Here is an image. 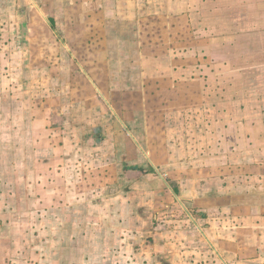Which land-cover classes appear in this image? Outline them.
Instances as JSON below:
<instances>
[{
	"label": "crops",
	"instance_id": "1",
	"mask_svg": "<svg viewBox=\"0 0 264 264\" xmlns=\"http://www.w3.org/2000/svg\"><path fill=\"white\" fill-rule=\"evenodd\" d=\"M14 1L22 2L16 14L23 20L25 16L30 18L19 26L20 45L27 51V63L29 60L31 63L34 55L38 56L37 60L48 56L46 68L35 67L30 71L37 77L45 71L47 81H61L63 85L77 82L72 89L67 85L68 89L62 91L48 89L47 98H61L62 107H52L46 120H41L38 114L34 121H31L33 118L27 120L32 132L40 123H46L54 135L62 133L64 146L75 144L80 151L76 159L64 152L56 159L55 156L47 158L51 166L55 161L58 169L61 166L63 171L58 170L57 175L63 180L60 185L53 180L46 181L42 187L47 188V200H41L40 205H46L48 197H55L58 192L64 205L65 197H71L82 184L87 191L83 190L80 198L104 201L108 204L106 207L110 206L95 220L98 232H92L88 238H78L73 246L56 254L61 256L60 264L89 261L92 264H264V156L258 160V185L248 187L251 190L243 187L240 193H227L222 190L223 185L205 187L204 178L220 179L225 175L226 159L198 149L197 125L181 122V129L190 130L186 136L176 131V123L173 128L174 122L169 120L167 111L151 109V99L156 101L161 91L166 90L159 87L160 82L168 86L166 82L173 79L160 72L150 73V66L157 62V48L153 51L154 47H149L148 52V38H145L148 33L152 39L154 30L168 31L176 33V42L181 41L185 33L192 49L200 38H206L204 47L194 52L196 57L192 53L187 63L190 74L180 79L189 82L190 88L194 87L190 97L195 98L191 107L196 112L198 97L205 94L209 97L213 93L209 91V83L205 87L204 81H215L218 74L222 78L233 73L238 76L244 64L247 68L255 67L258 96H264V82L260 83L264 79V45L259 51L254 47L258 33H264V0H174V19L171 20V9L166 7L159 28L144 18L149 12L141 8L142 0H48L47 21L43 20L40 0H28L29 4L26 0ZM97 1L102 2L103 9L98 7ZM251 16L258 17L259 31L253 43L242 42V46L233 48L237 49L233 54L237 62L232 61L231 56L228 59L223 56L222 65L213 60L211 50L215 46L232 47L229 39L214 42L220 32L244 33L247 27L243 21L250 20ZM42 33H46L45 37L40 36ZM175 42L174 47L180 48L182 41ZM162 43L158 47L164 51L170 47ZM39 45L48 53L38 50ZM204 50L206 55L198 56L199 51ZM165 62L168 66L169 60ZM202 64L206 70L200 72ZM53 65L61 67L56 70ZM215 66H221L222 71H216ZM8 82L6 74L0 73L1 135L7 134V128L10 132L14 129V135L10 133L14 137L12 142L0 137V264L16 263L17 257H21L19 264H29L25 260L29 256L23 259L22 252L16 249L7 252L3 247V242L7 243L3 213L11 207L6 201H15L24 187L25 197L20 198L28 197V205L39 206L38 154H24L22 158L25 144L17 141L16 136L18 126L19 137L23 138L22 123L12 120L22 116V110L9 100L12 96L7 90ZM200 82L205 88H199ZM169 89L172 96L184 95L178 93L176 87ZM182 93L186 92L182 90ZM7 102L10 103L5 108ZM254 119H258V123ZM248 121L263 129L264 109L259 106L258 118L251 117ZM169 129L175 130L173 135ZM263 138L264 133L262 137L258 135V140H263L258 144H264ZM85 178H90L89 186H85ZM75 181L78 186L74 185ZM168 184L176 189L175 193ZM93 194L96 196L90 198ZM183 201L194 205L185 210ZM176 205L186 214L180 221L167 217L176 212L172 207ZM119 209H125V214ZM154 220L159 222L160 228L154 226ZM172 223L178 230L168 232ZM91 253L93 257L83 262Z\"/></svg>",
	"mask_w": 264,
	"mask_h": 264
},
{
	"label": "rangeland",
	"instance_id": "2",
	"mask_svg": "<svg viewBox=\"0 0 264 264\" xmlns=\"http://www.w3.org/2000/svg\"><path fill=\"white\" fill-rule=\"evenodd\" d=\"M26 1L27 4L31 2L28 0ZM101 1H97L96 3L98 7L103 9ZM49 2L50 1L48 0H40V3L42 4L41 11L45 15L41 16L45 21H47L50 16V13L47 10L48 7H46ZM21 3L22 2L20 1L16 3L14 0L0 1V73H5L7 80L9 81V87H7V90L12 96L9 100H12V103H14L16 107H21L22 110V116L12 118L13 121L22 123L20 132L22 133L23 138L20 139L19 137L20 129H18V126L16 129L17 141L21 140L23 146L25 144L23 148L24 151H22V158L24 157V154L28 155L34 152L38 154L37 159H39L40 163L38 171L39 184L36 189H38L37 196L41 208L36 205H28L26 201L28 197L25 198V200L20 198L25 197L24 187H22V190L17 193V199H15V201L13 200L11 203L8 200L6 201L11 207L5 209L3 213V222L6 223L7 228V230H5L7 232V240H5L7 243L3 242V247L7 252L11 249H16L19 253L22 252L23 259L26 256H29L25 259L29 264H60L61 256L58 257L56 254L60 255L65 248H70V245L73 246L74 242H78V238H88L92 232H98L95 220L99 218V215H104L103 211L107 212L110 206L106 207L105 205L108 204L104 203V201L93 202L90 200H83V196L80 198V195L83 194V190L87 191L82 184L81 188L76 187L77 191L75 188V192L71 197H65L64 205L62 201L63 197H61L60 192L56 193L55 197L53 195H51V198L48 197L49 202L46 203V205H42L43 203L40 205L41 200H47V188L42 187L46 184V181L53 180L54 183L60 185L63 180L57 175L58 170L59 172L63 171L61 166L60 169H58L59 166L57 161H55L54 166H51V161L46 162V160H48L47 158L55 156L56 159L59 155H62V152H64L69 153L73 156V159H76L80 154V151L75 147V144H73L72 147H70L69 144H66L67 147L64 146L62 133H58L57 136L54 135L49 126H46V123H40L41 125L39 124L38 129L34 127L35 131L32 132L30 122H28V124L27 120L30 121L31 118H33L31 121H34L36 114L39 115L40 119L43 118L46 120L47 117H49L50 109L52 107L54 109L62 107L61 98H47L48 94L46 91H48V89L53 88L54 90L62 91L68 89L66 85L72 89L76 87L77 82L70 81V84L68 82V84L65 83V85H63L61 84V81H47L45 71L44 73H39V77H37L36 73L30 71V69L35 67L46 68V64H48V56H45L41 60H37L38 56L34 55L31 63L30 60L27 63V51L24 48L25 46L21 47L20 45L21 34L19 32V26L22 25V22H25V19L29 22L30 18L25 16L23 20L22 16L16 14L15 11H19L18 9L21 8ZM23 4L26 3L23 2ZM166 7L171 9V20H173L175 7L174 0L141 1V8L149 12L144 14V18L147 22L151 21V23L157 28H159L160 21L163 20V17L161 16L166 13L163 12ZM34 18L35 17H33L32 21H34ZM237 19H240V21L244 20V18ZM257 19L258 17L255 18L254 16H251L250 20L246 19V21H243V24L247 27V31H244V33L227 32L224 34L223 32H220V36L216 38L214 42L222 38H224V40L229 39L228 42H230L232 47L227 45L228 49H223L215 46L211 50L213 60L215 59L220 65H222L221 61L224 59L223 56L227 59L231 56L232 61L236 63L237 57L234 58L233 54L234 51L237 52V49L233 50V48H239V45L242 46L246 42L247 44L249 42H254L257 32L259 31V23L257 24ZM262 20L264 24V16H262ZM217 22L218 21H215L220 29H222L220 23ZM58 28L60 29L61 25L58 26ZM262 30L264 32V28ZM152 34V39H149L148 33L145 35V38H148V40H146L148 46L147 51L149 52V47H154L153 51L157 48V62L150 66V73L160 72L164 76H170L173 80L166 82V84H169L168 86L165 85L164 82H160L161 84L159 87L166 88V90L161 91L159 94L160 96H157L156 101L155 98L151 99V102L149 103L151 109L154 107L156 110L160 109L164 112L167 111V114L171 118L169 120L174 122L172 124L173 128L175 129L176 123V131L178 130L179 133H184L186 136H189L190 130L181 129L182 123H190L192 126L197 125L198 128H196L195 132L197 135L198 149L209 155H218L226 159L223 163L225 175L221 176L222 178L220 179L215 177H213V179H211V177L204 178L205 187L210 184L223 185L222 190H224V192L240 193L243 187H247L248 190V187L258 185V160L261 156H264V144H258V141L263 142V140H258V135L260 137L263 136L264 128L260 129L258 126L254 127L256 124L248 121L251 117L258 118L259 106L264 109V96H258L259 81L256 79L258 78V72L254 71L255 67L250 66L247 68L244 64V69H242L243 72L238 76L236 73H233L222 78V76L218 74L217 80L204 81L205 87L206 84L209 83V91L213 93L209 97H207L206 94L198 97V100L196 101L198 110L196 112L191 107V103H194L195 98L190 97L191 89L194 87L192 86L190 88L189 82L181 81L180 79L185 78L190 74V65H187V63L190 61L194 52L201 50L204 47L206 38H200V42L195 44V48L192 49L188 34L184 33L182 34V45L180 48L176 49L174 47L175 44L173 45V42H175V32L170 33L168 31H161L160 33L154 30ZM45 35L46 33L40 34V36L43 37H45ZM186 39H188V42H185ZM257 39L258 43H256L254 47L259 51L264 45V33H258ZM181 41H176L175 43ZM162 42H166V44L170 46L169 48H166L165 51L158 47L163 45ZM36 48L43 53H48L42 45H39V47ZM249 52L250 50L247 49V53ZM203 55H206L205 50L204 52L199 51L198 56ZM181 56H183V65H181ZM193 57H196V54H194ZM166 59L169 60L168 66L165 62ZM51 67L57 70V67L60 68L61 66L53 65ZM199 70L200 72L206 70L205 64L200 65ZM215 70L221 72V66H215ZM176 74L178 79H176ZM226 80L227 83H225ZM262 82H264V79L260 81V83ZM170 87H176L177 92L184 95L172 96V92L169 91ZM205 87L202 86V83L200 82L199 88L202 89ZM182 90L186 93H182ZM187 94L188 96H186ZM63 98L66 100V97ZM6 100H8V98ZM58 101H60V103ZM139 101L140 100L137 102L139 103ZM9 103L10 102L4 104L5 108H7ZM254 120L258 123V119ZM249 123L250 127L254 128H250ZM247 124L248 126L246 129ZM11 126L12 128L14 127V125ZM2 130H0V137L2 140L8 138L10 142H12L14 137H12L10 133L14 135V129L10 132L7 128L6 135H1ZM186 130L188 131V134ZM174 132L175 130H170L171 135H173ZM59 134L61 135L60 137ZM36 139L38 141H36ZM25 147L27 149H25ZM52 173L55 176L49 177ZM79 179L82 182L81 175L79 176ZM89 181L90 178H85V186H89ZM74 185L78 186V183L75 181ZM168 185L175 193L176 189H174L171 184ZM249 190H251V188ZM57 194L60 196H56ZM89 196L90 198H94L96 195L93 194V196ZM170 198L171 197L167 199V203ZM247 201L250 202L251 200L248 199ZM246 204L252 205L250 203ZM193 205V202L190 203L183 201V207H186L185 210L191 209L190 206L193 207ZM172 207L176 209V212L167 215V217H170V220L174 219L180 221V219L185 218L184 215L186 214L181 213L182 210L180 209V206L176 205ZM125 209L119 210L125 214ZM165 210L168 211V209ZM216 217L217 216H214L213 219H216ZM157 225H159V222L154 220V226L160 228V226ZM0 227L2 228V221ZM170 227L171 228L167 229L168 232L178 230V228H176L177 225H174V223H172ZM162 230L165 231V228ZM92 255L93 253L88 254L86 258L87 260L83 259V262L89 261L90 256L93 257ZM15 259H17L16 263L12 264H19L21 257ZM84 264L92 263L89 261Z\"/></svg>",
	"mask_w": 264,
	"mask_h": 264
}]
</instances>
